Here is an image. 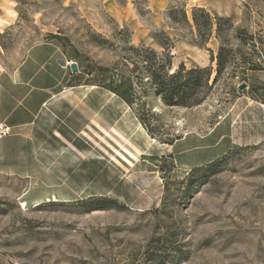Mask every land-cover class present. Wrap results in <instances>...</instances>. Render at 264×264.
Returning <instances> with one entry per match:
<instances>
[{
  "label": "rangeland",
  "instance_id": "1",
  "mask_svg": "<svg viewBox=\"0 0 264 264\" xmlns=\"http://www.w3.org/2000/svg\"><path fill=\"white\" fill-rule=\"evenodd\" d=\"M197 7L242 37L221 20L194 44ZM154 34L171 39L172 72L212 69L200 104L156 92L133 49L163 56ZM0 36V121L30 119L0 138V264H264V0H0ZM36 46L59 51L27 82ZM123 76L129 101L98 85ZM95 198L118 204L87 209Z\"/></svg>",
  "mask_w": 264,
  "mask_h": 264
},
{
  "label": "trees",
  "instance_id": "2",
  "mask_svg": "<svg viewBox=\"0 0 264 264\" xmlns=\"http://www.w3.org/2000/svg\"><path fill=\"white\" fill-rule=\"evenodd\" d=\"M175 12L176 10L174 8H172L169 12L170 16H172L174 19H176ZM182 17L184 20L189 21L184 10L182 11ZM192 19L194 25L197 28V37L200 39L198 42L194 41V44L199 45L200 47L206 45V40L211 35L214 24H217V30L219 34H221V25L219 24V21L221 20L229 23L230 27L235 28V31L239 34V36L242 37V33L244 32V29L234 26L230 17L218 16L217 14L212 15L203 7L194 8L192 12ZM51 37H55V35L51 34ZM153 37L164 48L163 56L158 54V52L152 48L134 47L133 49L138 52V54H143V60L147 62L151 83L158 95L161 96L167 105H180L187 107L200 104L204 99L202 93L208 86L212 69L210 67L186 68L182 64L176 71L172 72V54H170L168 51L171 40L170 37H159L155 34ZM231 52L232 49L222 42L217 56L215 57L212 54L211 60L217 61V74L215 76V80H217V78L227 67L228 62L231 61ZM247 63L248 64L245 67V71L256 72L263 69L262 65L256 61L248 60ZM129 81V78L123 76L117 85L114 84V80L111 78L108 81L105 80L98 83V85L117 93L126 101H129L125 95L126 91L123 90V86H125L126 83H129ZM221 163L222 160H214L208 163L206 166L195 167L192 170V174L187 177L186 190H191L200 181L206 179L210 173H214ZM196 173L199 174L198 177L195 176ZM84 203L89 210L101 209L112 204H118L116 200L110 198L89 199Z\"/></svg>",
  "mask_w": 264,
  "mask_h": 264
},
{
  "label": "crops",
  "instance_id": "3",
  "mask_svg": "<svg viewBox=\"0 0 264 264\" xmlns=\"http://www.w3.org/2000/svg\"><path fill=\"white\" fill-rule=\"evenodd\" d=\"M47 49L48 48L44 46H36L32 50V55H28V57L24 61L23 68H22L23 73H26L30 69L34 68L36 64H38V67L36 66V69H34V72L32 73V75L28 77L27 82H31L32 80L39 77L38 75H42L41 71L46 65H52L54 56L59 50H56L54 52L52 51L47 55L48 57L47 56L44 57L45 51ZM55 61H56V63L54 64V66L56 67L55 69L59 70V69L65 68L64 64L59 62L58 59H55ZM41 89H45V88H41ZM15 111H18V107L14 108L12 111H9L6 115V118L9 120L8 126L10 128L15 129V128H18L19 126L30 124V119H24V118H21L20 116H17L16 114H18V112H15Z\"/></svg>",
  "mask_w": 264,
  "mask_h": 264
},
{
  "label": "built area",
  "instance_id": "4",
  "mask_svg": "<svg viewBox=\"0 0 264 264\" xmlns=\"http://www.w3.org/2000/svg\"><path fill=\"white\" fill-rule=\"evenodd\" d=\"M10 132V127L4 122L0 121V138H4Z\"/></svg>",
  "mask_w": 264,
  "mask_h": 264
},
{
  "label": "water",
  "instance_id": "5",
  "mask_svg": "<svg viewBox=\"0 0 264 264\" xmlns=\"http://www.w3.org/2000/svg\"><path fill=\"white\" fill-rule=\"evenodd\" d=\"M71 68H72V71H73V72H77V71H78L77 63L73 62ZM245 87H246V84H245V83H243V84L240 86L241 89H243V88H245Z\"/></svg>",
  "mask_w": 264,
  "mask_h": 264
}]
</instances>
